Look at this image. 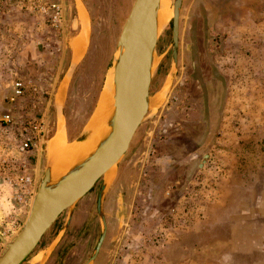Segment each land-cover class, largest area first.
<instances>
[{"label":"rangeland","instance_id":"obj_1","mask_svg":"<svg viewBox=\"0 0 264 264\" xmlns=\"http://www.w3.org/2000/svg\"><path fill=\"white\" fill-rule=\"evenodd\" d=\"M134 2L0 0V112L13 116L0 123V236L7 244L25 226L47 169L74 163L58 137L79 154L87 147L78 143L91 141ZM174 3L162 6L169 17L153 57L152 107L127 154L77 203L49 259L41 263L69 211L23 264H264V0H183L177 59ZM79 31L89 37L70 70ZM16 84L25 94L11 103ZM58 84H71L63 106L55 103ZM30 117L43 132L21 160L18 142ZM5 162H25L33 175L26 203L6 183ZM108 178L107 236L92 260ZM7 244L0 239V258Z\"/></svg>","mask_w":264,"mask_h":264},{"label":"water","instance_id":"obj_2","mask_svg":"<svg viewBox=\"0 0 264 264\" xmlns=\"http://www.w3.org/2000/svg\"><path fill=\"white\" fill-rule=\"evenodd\" d=\"M162 2L163 0H135L119 38L118 49L123 47L124 51L116 61L113 112L100 127H91L90 124L91 141L96 138L98 140L99 131L103 132V137L96 142L98 145L92 153L72 163L69 169L62 170L54 164L47 169L22 231L9 244L0 236L1 241L8 246L0 258V264H23L62 214L69 211L64 228L43 256L41 263H45L67 230L77 203L86 197L127 154L138 129L152 107L150 88L153 57L159 33L157 13ZM182 2L183 0H175L174 3L173 41L176 59ZM74 67L76 64L71 65L70 70ZM58 105L65 104L59 101ZM104 125H108V131ZM108 179L98 199V213L104 230L92 260L99 254L107 236L103 205L108 183L111 181V178Z\"/></svg>","mask_w":264,"mask_h":264},{"label":"built area","instance_id":"obj_3","mask_svg":"<svg viewBox=\"0 0 264 264\" xmlns=\"http://www.w3.org/2000/svg\"><path fill=\"white\" fill-rule=\"evenodd\" d=\"M56 7V6H54ZM56 9L57 15L54 17L56 21L60 18V8ZM25 94V85L16 84L14 95L10 98L11 103L21 98ZM13 121V116L9 113L0 112V123L9 125ZM42 123L32 117L27 119V122L22 124L20 140L17 147L18 158L28 157V155L33 152L40 142V137L42 134ZM26 157V158H27ZM22 160V159H21ZM5 173L4 179L6 183L17 189L18 200L22 203H26L27 200L33 195V184L34 178L31 174L28 166L25 162H21L19 166L11 165L5 162Z\"/></svg>","mask_w":264,"mask_h":264},{"label":"bare ground","instance_id":"obj_4","mask_svg":"<svg viewBox=\"0 0 264 264\" xmlns=\"http://www.w3.org/2000/svg\"><path fill=\"white\" fill-rule=\"evenodd\" d=\"M166 2V0H163L162 4H161V8L163 6V4ZM166 6V5H165ZM165 6L161 9H159L158 13H157V26H158V29H162L164 24L167 22L168 20V13H167V10H165ZM161 10V11H160ZM171 13V12H170ZM173 15H174V12H173ZM85 18V17H84ZM85 37H86V42L88 41V37H89V33L88 35L85 34ZM85 47V46H84ZM84 47H83V44H82V40H78L76 42V48L78 50V53L79 54H82L84 53ZM86 49V48H85ZM123 51H124V48L121 47L120 49L117 50L116 52V61L120 58V56L123 54ZM81 56V55H80ZM115 91H116V64L114 66V69H113V72L111 74V77H110V80H108L107 84H106V87L103 91V95H102V100H101V105L99 106V111L97 113V115L95 116V122L94 124L92 125V122H91V127H100L102 124H104V122L106 121V119L109 117V115L113 112V109H114V98H115ZM111 104L109 106V108L105 111V106L106 104ZM60 132H62V129H60ZM60 135V134H59ZM103 132L102 131H99V134H98V140H100L102 137H103ZM97 138L94 139L93 141H90L88 143H85V144H80L78 143L79 145L81 146H85L87 148L85 149H82L80 150V154L78 153V151H74V149H68V150H65V146H66V143H65V136L64 135H60L58 137V145L60 147V150H64L66 151L65 152V155L67 154H70L71 157H69L68 159L71 161L70 158H72V160L74 162L82 159V156L86 153L87 156L92 153L94 151V149H96V146L98 145V143H96L97 141ZM74 145H71L72 148ZM67 147V146H66ZM78 150H79V147H78ZM61 152V151H60ZM59 152V153H60ZM63 154V153H62ZM61 154V155H62ZM61 155L59 154V158H57L60 162L62 163H65L64 160H62V157ZM68 157V156H67ZM67 157L63 156L64 159H66ZM76 159V160H75ZM69 162V161H68ZM71 165V164H70ZM114 169V168H113ZM112 169V170H113ZM111 170V171H112ZM109 171L107 173V175L111 172Z\"/></svg>","mask_w":264,"mask_h":264},{"label":"crops","instance_id":"obj_5","mask_svg":"<svg viewBox=\"0 0 264 264\" xmlns=\"http://www.w3.org/2000/svg\"><path fill=\"white\" fill-rule=\"evenodd\" d=\"M85 34L83 31H79L78 34L75 37V41L72 43V48H71V65L76 64L78 65V62L80 61L81 57L83 56L84 53L79 54L78 50L76 48V42L78 40H82L83 47L86 44V37L84 36ZM74 44V45H73ZM85 50V47H84ZM81 55V56H80ZM71 87V84H58L56 91H55V103L56 101L63 102L65 104L68 94H69V89Z\"/></svg>","mask_w":264,"mask_h":264}]
</instances>
